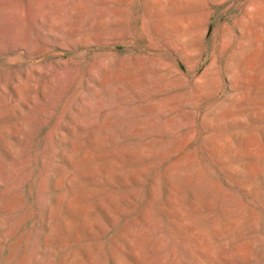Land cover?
I'll use <instances>...</instances> for the list:
<instances>
[{
  "label": "rangeland",
  "instance_id": "374dc122",
  "mask_svg": "<svg viewBox=\"0 0 264 264\" xmlns=\"http://www.w3.org/2000/svg\"><path fill=\"white\" fill-rule=\"evenodd\" d=\"M9 43L0 264H264V0H0Z\"/></svg>",
  "mask_w": 264,
  "mask_h": 264
},
{
  "label": "bare ground",
  "instance_id": "6f19581e",
  "mask_svg": "<svg viewBox=\"0 0 264 264\" xmlns=\"http://www.w3.org/2000/svg\"><path fill=\"white\" fill-rule=\"evenodd\" d=\"M31 11V10H30ZM31 13V12H30ZM31 15V14H30ZM15 22V21H14ZM27 22V21H26ZM35 22V21H34ZM27 24V23H26ZM37 24H43V21L40 20L39 22L37 21ZM12 25V24H11ZM15 25V24H14ZM17 25H18V22H17ZM16 25V26H17ZM29 25V24H28ZM31 25V24H30ZM11 27V26H10ZM15 27V26H14ZM29 28V26H28ZM6 29V28H5ZM13 29V28H12ZM31 29V28H30ZM7 30H10L11 31V28H7ZM6 30V32H7ZM29 30V29H28ZM9 31V32H10ZM5 32V33H6ZM7 32V33H9ZM44 35H46V33L43 32ZM27 35V36H26ZM26 40L28 41L30 39V34L28 32V34H26ZM4 36V35H3ZM6 36V35H5ZM13 37V36H12ZM12 37H9L12 38ZM7 39V38H6ZM46 40V39H45ZM47 41V40H46ZM13 43V42H12ZM26 43V42H25ZM11 45V43H9ZM62 46V45H61ZM23 45L21 43H15V44H12L10 46V48L8 50H5V51H0V58H5L7 61L9 62H16L18 60H21V59H24V53H20L19 50L20 48H22ZM46 48V47H45ZM40 51V50H39ZM3 56V57H2ZM14 79H17V77L15 76ZM13 79V80H14ZM13 80H7L5 79L4 81H0V89L2 91V93H5L6 92V86H12V81Z\"/></svg>",
  "mask_w": 264,
  "mask_h": 264
}]
</instances>
